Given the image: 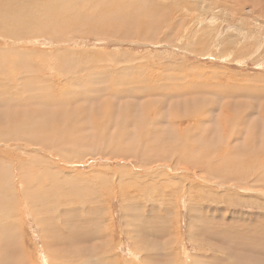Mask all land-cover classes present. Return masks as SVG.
<instances>
[{
	"label": "rangeland",
	"instance_id": "1",
	"mask_svg": "<svg viewBox=\"0 0 264 264\" xmlns=\"http://www.w3.org/2000/svg\"><path fill=\"white\" fill-rule=\"evenodd\" d=\"M0 57L70 123L0 139V264H263L264 0H0Z\"/></svg>",
	"mask_w": 264,
	"mask_h": 264
},
{
	"label": "bare ground",
	"instance_id": "2",
	"mask_svg": "<svg viewBox=\"0 0 264 264\" xmlns=\"http://www.w3.org/2000/svg\"><path fill=\"white\" fill-rule=\"evenodd\" d=\"M7 17V16H6ZM30 20V19H29ZM32 20V19H31ZM31 22V21H30ZM33 24V23H32ZM3 25V24H2ZM3 34H8L7 32H2ZM22 49V48H21ZM18 54V53H17ZM3 55V53H2ZM1 58V57H0ZM40 89V88H39ZM41 90V89H40ZM10 99V98H9ZM9 99L3 101L2 103L3 104H6L11 106V102H17V105L16 106H19L21 104V106H26V107H29L28 110H26V107H25V111H23L24 115L22 114V112L20 114L21 117L19 116L18 114V107L16 109L17 110V114L18 116L16 117H11L10 116V120H9V117L8 118H4V120H1V117H0V139H2L3 137H11V136H14L15 139L19 140V141H23L24 142V145L26 146H31L32 150H34V148L38 145H40L44 151L45 150H50L51 148L53 149L55 146H56V142L58 144V141H60L61 139L58 138L57 136V130H63L66 126H68L70 123L66 121H64L66 124H62L60 123H57L58 120L56 119V121L53 119L52 121H47V119H45L44 121H41V119H38L37 118L35 119L32 115V113L34 111H31L30 109L36 107V108H39L41 107L42 105L43 106H47V104H40V100L42 99V97H13L12 100L9 101ZM50 100V99H49ZM51 106H57V102L55 101V99H51ZM1 103V104H2ZM23 103V104H22ZM2 104V105H3ZM43 106L41 107V109H43ZM50 106V105H49ZM12 107H14L12 105ZM20 108V107H19ZM22 109V108H21ZM158 110V109H156ZM16 111V110H15ZM22 111V110H21ZM39 111V110H38ZM155 112V111H154ZM75 113V112H73ZM157 113V112H156ZM80 114V113H79ZM55 115V114H54ZM77 115V114H76ZM12 116H14V113L12 114ZM200 116V115H199ZM67 117V116H66ZM176 117V116H175ZM75 118V117H74ZM73 118V120H74ZM174 118V117H173ZM3 119V118H2ZM172 119V118H171ZM50 120V119H49ZM70 121V120H69ZM180 122V121H179ZM174 123V122H173ZM68 124V125H67ZM188 124V123H187ZM107 125V124H106ZM180 125V124H179ZM104 126V124H103ZM72 129V128H71ZM34 134V136L32 135H29L27 134V131L30 132V131ZM72 130H78V129H72ZM233 130V128H232ZM237 130V129H236ZM58 131V132H59ZM231 132V131H230ZM66 133V132H65ZM145 133V132H144ZM35 134H38V135H35ZM148 134H151L150 132H148ZM170 134V133H169ZM168 134V135H169ZM175 134V133H173ZM73 135V134H72ZM147 135V134H146ZM157 135V134H155ZM159 135V134H158ZM167 135V136H168ZM95 136V135H94ZM170 136V135H169ZM174 136V135H173ZM172 136V137H173ZM71 137V136H70ZM163 137H165V135H163ZM172 137H168L170 138L171 140ZM176 137V136H174ZM93 138V137H92ZM102 138V137H101ZM161 138V136H160ZM167 138V139H168ZM65 139V138H64ZM166 139V138H165ZM164 139V140H165ZM169 139V140H170ZM86 140V139H85ZM161 140V139H160ZM164 140H161L163 143L165 142ZM1 141V140H0ZM162 143V144H163ZM168 143V142H167ZM21 147L20 148H23L24 150V153L27 155V148L22 145L20 143ZM148 147H150V145H148ZM233 147V146H232ZM230 148V146H229ZM19 149V147H18ZM56 149V148H55ZM38 150V149H37ZM42 152V150H40ZM123 151V150H122ZM27 152V153H26ZM36 152V151H35ZM50 152V151H48ZM135 152V151H134ZM37 153V152H36ZM116 153V152H115ZM123 153V152H122ZM132 153V151H131ZM33 154V153H32ZM38 154V153H37ZM226 155V154H225ZM169 156V155H168ZM242 172V171H241ZM27 178V177H26ZM63 183H61L62 185ZM60 185V183L58 184ZM35 191V190H34ZM31 193V192H30ZM33 195V193H32ZM32 201V200H31ZM30 202V201H29ZM4 230V229H3ZM2 230V231H3ZM2 231H0V243L3 245L4 249L5 250V245L2 243ZM11 231V230H10ZM4 232V231H3ZM9 232V230H8ZM5 237V234L3 236V238ZM5 241H6V238H5ZM58 246V245H57ZM77 247V246H76ZM0 250V253H3L4 250ZM248 250V249H247ZM2 251V252H1ZM7 252V250H6ZM244 254L247 256V255H250L252 257H256L257 259L259 258V254L256 253V252H244ZM3 255V254H2ZM63 260H67V259H63ZM69 260V259H68ZM249 260V259H248ZM60 261V260H59ZM262 263L264 264V259H261ZM66 262V261H65ZM132 262V261H131ZM246 262L248 263V261L246 260ZM255 263V262H253ZM257 264V263H256Z\"/></svg>",
	"mask_w": 264,
	"mask_h": 264
}]
</instances>
